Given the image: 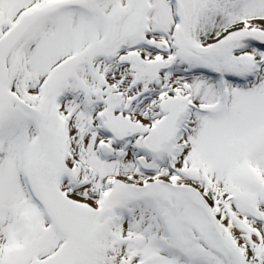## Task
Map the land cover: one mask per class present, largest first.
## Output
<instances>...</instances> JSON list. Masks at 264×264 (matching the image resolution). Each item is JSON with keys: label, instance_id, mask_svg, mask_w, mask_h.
Instances as JSON below:
<instances>
[{"label": "snow or ice", "instance_id": "obj_1", "mask_svg": "<svg viewBox=\"0 0 264 264\" xmlns=\"http://www.w3.org/2000/svg\"><path fill=\"white\" fill-rule=\"evenodd\" d=\"M0 264H264V0H0Z\"/></svg>", "mask_w": 264, "mask_h": 264}]
</instances>
